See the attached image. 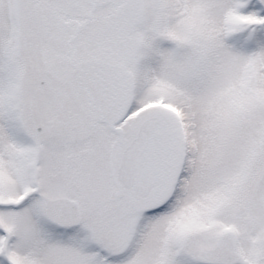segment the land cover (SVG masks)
Returning a JSON list of instances; mask_svg holds the SVG:
<instances>
[{
    "label": "snow or ice",
    "instance_id": "1",
    "mask_svg": "<svg viewBox=\"0 0 264 264\" xmlns=\"http://www.w3.org/2000/svg\"><path fill=\"white\" fill-rule=\"evenodd\" d=\"M0 264H264V0H0Z\"/></svg>",
    "mask_w": 264,
    "mask_h": 264
}]
</instances>
